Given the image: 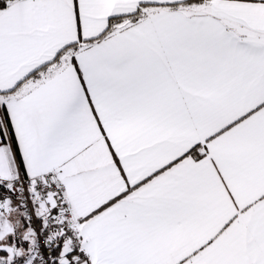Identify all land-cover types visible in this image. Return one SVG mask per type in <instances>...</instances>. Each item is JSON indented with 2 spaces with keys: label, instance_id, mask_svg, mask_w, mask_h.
I'll list each match as a JSON object with an SVG mask.
<instances>
[{
  "label": "snow or ice",
  "instance_id": "1",
  "mask_svg": "<svg viewBox=\"0 0 264 264\" xmlns=\"http://www.w3.org/2000/svg\"><path fill=\"white\" fill-rule=\"evenodd\" d=\"M0 264H264V0H0Z\"/></svg>",
  "mask_w": 264,
  "mask_h": 264
}]
</instances>
